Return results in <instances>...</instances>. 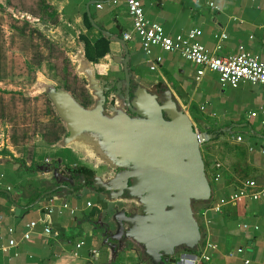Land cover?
<instances>
[{"label":"crops","instance_id":"1","mask_svg":"<svg viewBox=\"0 0 264 264\" xmlns=\"http://www.w3.org/2000/svg\"><path fill=\"white\" fill-rule=\"evenodd\" d=\"M47 1L74 32L79 55L86 58L80 36L91 46L100 40L107 45L104 56L92 62L86 58L96 80L123 79L122 65L116 63L124 56L120 40L128 50V72L135 83L166 88L178 107L189 116L190 110L195 112L203 133L217 135L201 145L206 153V160L202 156L205 172L213 175V165L219 163L221 178L213 187L212 200L194 203L202 232L200 244L197 249L178 250L167 264H206L202 253L210 257L211 264H245L244 260L264 264V87L241 81L236 88H223L217 74L204 71L198 75L197 66L159 47L146 56L133 33L125 0ZM140 1L145 18L161 25L166 35L196 30L195 41L214 55L228 57L243 51L264 65V0ZM125 33L130 34L129 41L122 39ZM219 34L226 39L218 44L215 35ZM217 45L220 48L215 50ZM157 57L161 62L151 71L149 60ZM42 141L43 164L51 163L48 153L58 149L78 154L76 145L62 147ZM37 149L8 140L0 148V264H151L133 241L122 239L120 244L107 239L108 232L112 235L117 229L113 213L117 201L96 198L91 190L75 191L66 184L59 189L60 183L53 182L51 172L40 166L31 169L41 164ZM70 178L74 186L76 174ZM245 181H254L262 189L260 198L226 204L216 212L214 207L235 194ZM65 187L69 190L66 201L62 195ZM75 197L81 198V205L75 204ZM32 222L36 226L29 231L26 226ZM46 226L51 230L48 235L44 233ZM27 232L29 239L25 240ZM10 240L15 242L13 247H9ZM108 240L115 244V251L105 242ZM206 243L215 249L202 251Z\"/></svg>","mask_w":264,"mask_h":264},{"label":"water","instance_id":"2","mask_svg":"<svg viewBox=\"0 0 264 264\" xmlns=\"http://www.w3.org/2000/svg\"><path fill=\"white\" fill-rule=\"evenodd\" d=\"M119 42L124 49V56L116 61L122 65L121 80L99 82L90 63L77 53V71L94 97L89 108L68 91L56 88L52 81L44 79L43 83L67 132L59 145L83 143L91 147L101 163L120 170L105 182L95 176L82 189L92 187L108 193L113 200L124 192L142 209L141 214L119 211L114 217L116 232L111 235L109 231L107 239L117 243L122 238L129 239L141 247L151 264H167L178 251L176 248L193 250L200 244L202 232L195 218L194 203L213 199L200 151V144L210 137L196 129L166 88L158 89L138 80L130 83L128 50L124 42ZM81 64L83 68L79 70ZM122 87L124 98L110 106L117 107L111 115L105 114L104 93L115 88L119 94ZM123 107L134 116L130 117ZM66 182L73 187L71 180ZM56 183L62 189V182ZM68 188L62 191L64 201ZM107 229L105 226L104 230Z\"/></svg>","mask_w":264,"mask_h":264},{"label":"rangeland","instance_id":"3","mask_svg":"<svg viewBox=\"0 0 264 264\" xmlns=\"http://www.w3.org/2000/svg\"><path fill=\"white\" fill-rule=\"evenodd\" d=\"M78 49L74 32L49 1L0 0V148L7 140L38 148V160L43 164L42 140L56 138L58 145L67 135L45 92L44 79L68 91L81 105L93 104L94 97L77 71ZM189 117L202 132L193 110ZM73 145L78 147V154L58 149L48 153L51 162L59 158L62 165L92 167L95 161L100 165L97 173L101 174L102 168L108 172L106 163L98 160L91 147L80 142ZM74 199L76 205H81L80 197ZM70 201L68 198V206Z\"/></svg>","mask_w":264,"mask_h":264},{"label":"built area","instance_id":"4","mask_svg":"<svg viewBox=\"0 0 264 264\" xmlns=\"http://www.w3.org/2000/svg\"><path fill=\"white\" fill-rule=\"evenodd\" d=\"M125 4L132 22L133 33L139 39L141 50L146 56H150L152 48L159 47L164 52L176 53L182 59L197 66L198 75H202L204 71L217 74L219 84L223 88L227 86L236 88L241 81H247L252 85L264 87V65L256 56L240 51L236 55L218 57L195 41L197 34L196 30H190L185 35L168 36L165 34L161 25L152 23L145 18L140 0H125ZM209 6L212 10H217V7H214L212 4ZM99 7L100 6H98V8ZM122 39L124 41H129L131 36L125 33ZM215 39L219 44L226 39V36L224 34L215 35ZM219 48V45H217L215 50ZM160 62L161 59L159 57L150 59V70H156ZM251 116H255V113ZM237 141L240 142L241 139L237 138ZM220 168L221 165L219 163L213 165V169H215L216 172L209 176L212 190L214 185L217 184L221 178L219 172ZM261 194L262 189L254 181H245L235 194L230 195V197L226 201H222L221 204H217L214 209L216 212H219L224 205L235 204L245 198L258 200ZM87 205L90 206V203H87ZM62 208L66 209V205L64 204ZM49 212L51 213L52 209H49ZM35 226L36 223L32 222L26 227L31 231ZM241 227L246 228L247 226L241 225ZM9 232H12V230L10 229ZM50 232V228L46 226L44 228V233L48 235ZM23 238L25 240L29 239V232L25 233ZM14 245L15 242L10 240L9 247H13ZM213 249H215V245L206 243L202 251ZM237 252L241 253L242 249H238ZM201 255L202 260L206 264H211L210 257L207 254L202 253ZM244 263L247 264L249 261L244 260Z\"/></svg>","mask_w":264,"mask_h":264},{"label":"flooded vegetation","instance_id":"5","mask_svg":"<svg viewBox=\"0 0 264 264\" xmlns=\"http://www.w3.org/2000/svg\"><path fill=\"white\" fill-rule=\"evenodd\" d=\"M130 83H135V81L130 78ZM124 92H125V89L124 87H122L120 90H119V94L117 93V91L115 90V88H112L111 90L107 91L106 93H104V97H105V103H104V112L105 114L107 115H111L112 114V109L113 108H117V107H110L111 105L112 106H115L116 104H118L120 102V100H122L124 98ZM131 97V95H130ZM90 100V99H89ZM85 108H89L88 106H84ZM124 111L130 116V117H133L134 115L130 113L129 110H127L126 107H123ZM163 118L165 120H167V117L165 115H163ZM93 162V161H92ZM95 162V161H94ZM92 163L96 166H92L93 168H97V169H92L91 170L94 172V175H93V178L95 176H98V177H101L102 178V181H106L108 180L109 178H111L112 176H114L115 174H117L120 170L119 169H112L110 168L109 166H107V170L108 172H105V168H102L103 171L101 174L97 173V171L100 169V165L99 164H95V163ZM82 168V167H86L87 169H90L88 168L87 166L85 165H79V166H76L75 168ZM82 170L79 169L77 170V173L76 174V178H77V183H75V185L72 187V189H77V190H82V188L85 186L84 183H85V179H84V176L85 174L83 172H81ZM69 177H70V174L68 175V177L64 178V182H62L61 184H66V186L69 187L68 183L66 182L67 180H69ZM66 179V180H65ZM71 179V178H70ZM55 183V182H54ZM127 185H131V181L128 180L127 182ZM71 188V187H70ZM86 188V187H85ZM88 190L90 191H93L95 194H96V198H99L100 196H102L104 199L106 200H113L111 199V197L109 196L108 193H103L101 191H97V190H93L92 187H89ZM117 201L115 204V209L113 210V213L116 215L119 211H125L126 214L127 213H130V214H141L142 212V209L139 205L136 204L135 200L134 199H130L126 196V194L123 192L122 193V196L115 200ZM102 226V229L105 228V225H101ZM108 231V229L106 230ZM123 239V238H122ZM121 239V240H122ZM120 244H121V241H120ZM177 250H179V248H176ZM176 250V251H177ZM165 259V257H164ZM169 261V260H168Z\"/></svg>","mask_w":264,"mask_h":264},{"label":"trees","instance_id":"6","mask_svg":"<svg viewBox=\"0 0 264 264\" xmlns=\"http://www.w3.org/2000/svg\"><path fill=\"white\" fill-rule=\"evenodd\" d=\"M80 40L84 42V48H85V52H86V58L89 61H95L96 58H100L102 56H104L107 52H108V48L107 45L105 44L104 41L100 40L98 41L94 46H91L90 43L88 42V40L84 37L80 36ZM83 106H86L87 104H82ZM210 138L208 141L212 140V139H216L217 135L214 134V132L208 133L207 134ZM46 142H56V138L52 139L50 141H46ZM61 161L60 160H56L54 162H51L49 164H39V165H34L32 166L31 169L36 170L38 166H40L41 168L45 169V172H51L53 174L52 180L53 182H64V178L68 177V175L70 174V177H73V173H77V170L81 169L85 176V185L90 184L93 180V175L94 172L91 169H87L86 167H82V168H73L70 167L68 165H62L60 164ZM207 174V172H206ZM108 242V246H112L113 244L108 240L105 241ZM112 244V245H111ZM115 245V244H114ZM113 250L115 251V247L113 246Z\"/></svg>","mask_w":264,"mask_h":264},{"label":"bare ground","instance_id":"7","mask_svg":"<svg viewBox=\"0 0 264 264\" xmlns=\"http://www.w3.org/2000/svg\"><path fill=\"white\" fill-rule=\"evenodd\" d=\"M82 68H83V65L81 64L79 70L82 69Z\"/></svg>","mask_w":264,"mask_h":264}]
</instances>
